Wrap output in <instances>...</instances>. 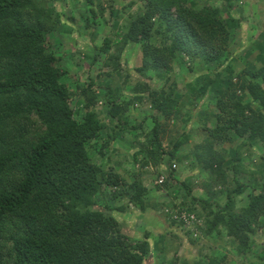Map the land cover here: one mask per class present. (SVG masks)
Here are the masks:
<instances>
[{
  "label": "trees",
  "instance_id": "1",
  "mask_svg": "<svg viewBox=\"0 0 264 264\" xmlns=\"http://www.w3.org/2000/svg\"><path fill=\"white\" fill-rule=\"evenodd\" d=\"M70 2L89 12L81 20L86 29L103 13L102 7L99 11L93 6V0ZM109 5L113 21L121 2ZM230 9L229 2L212 7L192 0H143L142 11L130 20L125 33H115L119 36L116 44H140L138 71L148 74L151 70L169 83L168 87L150 91V103L163 115H176L174 111L179 109L175 82L168 75L173 60H188L189 70L208 62H216V70L222 73L231 67L226 55L231 27L239 26V17ZM57 15L39 0H0V264H145L151 253L149 233L141 239L133 238L126 233L123 222L96 207L95 198L104 195L106 186L119 188L121 191L110 192L112 197L125 195L144 210L148 192L140 175L126 183L119 174L106 172L92 162L86 148L87 142L100 139L101 131L110 128V139L99 146L102 153L114 139L115 129L128 125L123 117L133 99L119 102L112 82L95 86L89 78L72 87L64 80L59 67L61 57L51 42L61 34ZM229 23L234 25L230 27ZM111 41L109 35L103 38L105 47ZM261 57L260 66L246 62L237 73L231 72L205 92H198L200 96L207 94L214 104L207 105L203 116L206 136L201 156L199 151L196 156L222 179L225 161L223 154L213 149L217 142L240 139L237 148L264 142V54ZM99 88L110 105L103 117L111 127L96 109ZM141 88L150 89L148 84L138 82L134 91ZM244 95L249 99L244 100ZM142 99V95L134 96L139 102ZM78 104L81 113L76 117ZM211 120L212 127H207ZM160 126L154 117L147 146L140 144L132 153L135 162L139 153L146 152L142 167L148 159L155 164L159 161L163 151ZM182 143V139L174 140L168 152L172 159L179 160L177 150ZM231 166L234 173L239 171L237 167L241 170L237 156ZM178 185L190 195L191 186L182 182ZM250 186L237 183L227 189L223 203L210 201L209 196H190V202L199 204L210 216L205 221L206 233L223 227L236 240L239 252L250 250L248 233L264 225L260 219L264 218V173L257 190ZM247 189V203L236 209L234 196ZM172 192L178 194L179 188L174 187ZM180 202L183 207L185 202ZM258 256L264 259L263 252ZM223 261L224 256L211 257L196 264Z\"/></svg>",
  "mask_w": 264,
  "mask_h": 264
},
{
  "label": "rangeland",
  "instance_id": "2",
  "mask_svg": "<svg viewBox=\"0 0 264 264\" xmlns=\"http://www.w3.org/2000/svg\"><path fill=\"white\" fill-rule=\"evenodd\" d=\"M39 1L46 4L47 8L51 7L54 14L60 15V18L57 15L56 25L58 33L61 34L56 40L51 38V42L52 49L61 57L59 67L64 80H67L72 87L77 82H87L89 78L95 82V86L97 83L104 86L112 82L119 102L133 99L128 104L123 117L128 125H123L122 129H115L114 139L103 148L102 153L99 152V146L104 140L110 139L108 136L111 135L110 128L101 131L103 138L87 142L86 148L92 162L100 165L106 172L119 174L126 183L132 181L135 175H140L142 184L148 192L146 207L144 210L139 209L130 203L125 195L112 197L110 192L115 190L118 192L121 189H112L108 186L104 188L103 196L96 195V207L113 214L123 222L126 233L133 238L141 239L144 233H149L151 253L147 254L149 256L145 264H196L197 261L207 262L211 257L223 256V264H264V259L258 256L260 252L264 253V225L248 233L250 250L239 252L236 248V240L229 237L223 227L217 226L206 233L205 221L210 219V216L199 204H192L186 189L178 185V182H183L185 186L192 187L190 195L209 196L207 198L210 201L219 203L225 201L227 189H232L237 183L249 184L250 188L258 189L264 173L262 159L264 142L254 141L252 146L244 145L241 148H237L240 139L217 142L213 149L216 154L220 153L224 156L225 162L222 167L224 179L204 167L203 162L197 158L196 152L199 151L200 157L201 146L206 136V128L202 125L203 116L207 114V105L214 104V100L207 94L200 96L198 92H205L204 90L210 88L213 82L226 79L227 74L230 76L231 72L237 73L246 62L253 66H260L263 62L261 53L264 54V0H192V3L212 7H221L229 2L231 13L239 17L237 28L231 27L234 23H229L232 37L226 57L230 60L231 67L222 73L216 70V62H208L203 67L198 64L189 70L188 60L185 59L183 63L179 59L173 60L172 71L168 75L175 82L174 93L180 105L178 104L179 109L174 111L176 115L169 116L160 113L149 101L150 91L168 87L169 83L156 77L151 70H148V74L138 71L141 65L139 43L127 41L123 46L121 43H115V39L119 37L115 33H125L130 20L142 11L143 0H115V2L93 0V6L99 8V11L102 7L103 13L97 15L93 26L87 29L81 26V20L83 15H89V12L80 4V6L71 4L70 0ZM117 1L121 2V5L119 13L112 21L109 3L114 6ZM106 35L111 36L112 39L108 47H105L103 42ZM138 82L148 84L150 89L141 88L143 91H134V86ZM97 92L96 109L101 112L100 118L105 121L103 115L110 105L104 96V90L99 88ZM139 95L143 96L141 102L134 100V96ZM243 99L248 100L249 96L244 95ZM78 105L75 106L76 117L81 113L78 112L80 109ZM154 117L158 118L161 125L160 141L163 151L157 164L148 159L147 165L142 167L143 160L148 157L146 152L139 153L135 162L132 153L140 144L147 146ZM105 122L111 127L108 120ZM213 122V120L208 122L207 127H212ZM133 125L135 128L132 127ZM177 139L183 140L177 150L179 160L172 159L168 154L172 150L174 140ZM235 156L238 157L241 165V170L237 167V171L239 170L237 173L231 168ZM173 163L176 165L175 168L171 167ZM160 174L165 176L164 181L157 183L154 176L159 177ZM174 187L179 188L176 195L172 192ZM248 192L247 189L242 194L234 196L236 209L247 203ZM180 201L185 202L183 207H180ZM176 205L185 209L195 206L191 211L200 219L201 224L186 226L170 220L164 209L172 210ZM260 219L264 222V218ZM194 232L196 235L193 234Z\"/></svg>",
  "mask_w": 264,
  "mask_h": 264
},
{
  "label": "built area",
  "instance_id": "3",
  "mask_svg": "<svg viewBox=\"0 0 264 264\" xmlns=\"http://www.w3.org/2000/svg\"><path fill=\"white\" fill-rule=\"evenodd\" d=\"M175 164L173 163L171 165L172 168H175ZM158 176H154L155 178V182L157 183H162L164 181V175L160 174V176L157 178ZM164 211L168 214V217L170 220L172 221H177L180 222L184 225H195V223L197 225L201 224V221L199 218H197V216L195 215L194 212L192 211H188L185 208H180L179 206L169 209V208H165ZM196 231V229H194ZM194 235H196V233H193Z\"/></svg>",
  "mask_w": 264,
  "mask_h": 264
},
{
  "label": "crops",
  "instance_id": "4",
  "mask_svg": "<svg viewBox=\"0 0 264 264\" xmlns=\"http://www.w3.org/2000/svg\"><path fill=\"white\" fill-rule=\"evenodd\" d=\"M183 183V182H182ZM184 184V183H183ZM192 196V195H189V197Z\"/></svg>",
  "mask_w": 264,
  "mask_h": 264
}]
</instances>
